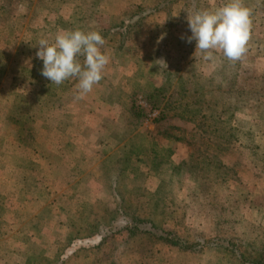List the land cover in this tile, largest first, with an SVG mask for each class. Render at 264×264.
I'll return each instance as SVG.
<instances>
[{
    "label": "rangeland",
    "instance_id": "374dc122",
    "mask_svg": "<svg viewBox=\"0 0 264 264\" xmlns=\"http://www.w3.org/2000/svg\"><path fill=\"white\" fill-rule=\"evenodd\" d=\"M228 2L0 0V264L263 254L264 0H241L240 60H204L187 42L188 12ZM74 30L98 31L110 58L83 99L76 78L52 84L36 57L40 39ZM191 159L195 175L174 173Z\"/></svg>",
    "mask_w": 264,
    "mask_h": 264
},
{
    "label": "clouds",
    "instance_id": "9594fccd",
    "mask_svg": "<svg viewBox=\"0 0 264 264\" xmlns=\"http://www.w3.org/2000/svg\"><path fill=\"white\" fill-rule=\"evenodd\" d=\"M250 10L241 0H229L215 10L188 12L187 23L191 35L204 60L214 58L218 51L230 61H238L247 51L251 27ZM183 38V37H181ZM36 57L43 62L41 75L52 84L61 85L70 78L78 80V99H83L103 78L110 58L101 51L105 40L98 31H61L54 42L40 39ZM84 57L81 63L78 57Z\"/></svg>",
    "mask_w": 264,
    "mask_h": 264
},
{
    "label": "trees",
    "instance_id": "16d2710c",
    "mask_svg": "<svg viewBox=\"0 0 264 264\" xmlns=\"http://www.w3.org/2000/svg\"><path fill=\"white\" fill-rule=\"evenodd\" d=\"M154 92H156L158 94L159 100L154 101L153 97H151V99H149L151 105L153 106L154 109H160V102L166 98L163 89H157ZM155 96V95H154ZM133 112H135L136 117H143L142 115V111H138V110H133ZM223 159V158H222ZM220 163V164H218ZM217 166L222 168L223 164L221 162H218ZM183 168L186 169V171L188 173H192L193 175H195V173H193V169L195 168V164L194 161L191 159L190 162H187L185 165H179V166H173V171L174 173L181 171ZM135 221V226L140 227L142 225V220L140 218H137L134 220ZM256 246V245H255ZM257 247V246H256ZM260 251H258L259 253ZM238 259H242V263L243 264H264V248H263V254H261L259 257H253L252 255H250V258L243 256V255H239L237 256Z\"/></svg>",
    "mask_w": 264,
    "mask_h": 264
}]
</instances>
